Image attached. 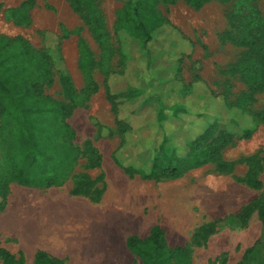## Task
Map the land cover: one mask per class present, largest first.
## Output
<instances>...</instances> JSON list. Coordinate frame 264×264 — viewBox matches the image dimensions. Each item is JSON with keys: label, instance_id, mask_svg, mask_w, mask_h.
<instances>
[{"label": "rangeland", "instance_id": "1", "mask_svg": "<svg viewBox=\"0 0 264 264\" xmlns=\"http://www.w3.org/2000/svg\"><path fill=\"white\" fill-rule=\"evenodd\" d=\"M92 5L102 44L85 20L83 4L76 9L72 0H0V37L10 39L1 55L16 77H26L31 90L73 105L67 122L74 137L64 143L53 128L48 131L61 143L55 156L77 153L75 163H67L71 169L62 184L39 188L9 181L8 193L80 200L89 212L84 231L98 239L100 249H108L113 239L122 264H141L125 240L144 238L153 226L163 230L168 246L185 247L192 264H264V0H210L198 9L185 0H156L154 10L168 27L156 32L146 49L123 30L115 31L123 0ZM210 12L209 23L203 14ZM79 43L89 57L85 73ZM62 71L72 96L63 89ZM107 74L113 92L136 86L143 93L115 112L103 85ZM173 104L182 110L166 111L159 120L157 111ZM115 116L126 122L124 136L116 131ZM207 119L216 120L215 130L197 152L211 140L219 143L222 133L232 135L217 156L175 179L145 178L132 168L163 138L184 150ZM46 120L50 124L51 118ZM246 127L254 128L249 138L240 136ZM13 131L12 121L0 115V179L11 177ZM196 182L209 198L232 205L212 213L185 201L181 227L174 230L170 218L177 207L171 193ZM0 249L32 264L10 239L0 238ZM64 264H72V257Z\"/></svg>", "mask_w": 264, "mask_h": 264}, {"label": "trees", "instance_id": "2", "mask_svg": "<svg viewBox=\"0 0 264 264\" xmlns=\"http://www.w3.org/2000/svg\"><path fill=\"white\" fill-rule=\"evenodd\" d=\"M95 0H72L73 7L78 9L83 4L85 9V20L90 25L95 38L102 44V34L98 31L99 18L94 7ZM174 2L175 0H167ZM191 7L198 9L202 4L210 0H185ZM156 0H123L122 9L116 20L115 31L123 30L125 34L139 45L146 49L152 41L156 32L168 27L166 21L159 16L154 5ZM10 39L0 37V115H5L13 123V145L12 155H9L12 171L9 179H0V211L6 205L9 181H15L21 185L48 188L62 184L65 177L69 175L67 163L72 166L77 159V153L64 151L61 155L55 156L58 146L55 143L48 129L53 128L63 142L74 137V130L67 119L73 112V105L55 100L41 92L40 89L31 90L27 86L26 77H16L11 67L6 63V57L1 55L2 49ZM89 63V57L82 43H79V65L83 72ZM61 83L65 92L72 96L71 82L65 71L61 73ZM107 74L103 79V85L108 102L116 112L120 103L137 99L143 93V89L136 86H128L125 91L113 92L109 87ZM238 105L240 102L237 103ZM182 110V106L173 104L170 107H161L157 111L159 120L167 117L166 111L176 114ZM46 118H51L50 124ZM39 119V120H38ZM53 120L56 123H53ZM116 131L120 136L128 132L126 122L117 116L114 119ZM207 126L203 131L190 141L184 150L172 146L167 138H163L157 145H154L151 152L143 158L138 168L132 167L145 178L162 177L175 179L182 176L189 169L204 164L210 157L218 153L230 142L232 135L222 133L220 142L215 140L206 143L205 147L197 152L199 143L207 142L215 130L216 120L207 119ZM41 125L40 133L36 128ZM253 127L242 129L240 136L249 138ZM114 161L125 168L118 156ZM64 164V168L61 166ZM63 170V171H62ZM80 195H87L80 192ZM128 250L137 256L141 264H192L191 257L185 247L168 246L163 230L158 226L150 228L144 238L128 236L125 240ZM248 252V251H247ZM2 264H22L20 259H15L9 252L0 249ZM32 264H63L60 259L51 257L39 250L34 254Z\"/></svg>", "mask_w": 264, "mask_h": 264}, {"label": "crops", "instance_id": "3", "mask_svg": "<svg viewBox=\"0 0 264 264\" xmlns=\"http://www.w3.org/2000/svg\"><path fill=\"white\" fill-rule=\"evenodd\" d=\"M203 16L209 23L214 18L212 12ZM88 216V207L78 199L9 192L0 211V238L10 239L17 245L18 255L30 262L41 250L63 264L67 256L72 257V264H122V252L113 239L108 249H100L98 239L84 231V217L88 220ZM86 252L90 253L87 258Z\"/></svg>", "mask_w": 264, "mask_h": 264}, {"label": "bare ground", "instance_id": "4", "mask_svg": "<svg viewBox=\"0 0 264 264\" xmlns=\"http://www.w3.org/2000/svg\"><path fill=\"white\" fill-rule=\"evenodd\" d=\"M157 195H161L163 198L164 194L158 191ZM171 195L173 196V198L170 199V201L177 207V210L175 211L177 212V214L172 215V217L170 218L173 222L174 230H178L181 227L180 219L182 218L181 216L183 214V211L185 210L184 207L186 208V206L188 205L185 204V201L187 203L191 202V205L200 206L201 209L205 208L212 213L227 211L232 205V201L222 202L216 200L215 198H209V196L203 192V188L199 186L197 182L188 187H185L184 189L178 190L177 192L174 191L173 193H171ZM161 207L162 209H159V211H162L163 213V211H165L164 204Z\"/></svg>", "mask_w": 264, "mask_h": 264}]
</instances>
